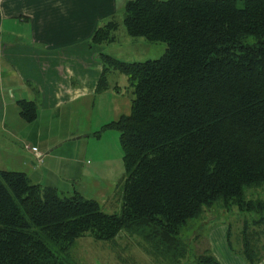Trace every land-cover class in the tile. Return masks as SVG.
<instances>
[{
	"label": "trees",
	"instance_id": "obj_1",
	"mask_svg": "<svg viewBox=\"0 0 264 264\" xmlns=\"http://www.w3.org/2000/svg\"><path fill=\"white\" fill-rule=\"evenodd\" d=\"M123 6L129 37L166 48L144 62L98 53L95 89L109 86L113 70L125 74L133 95L130 112L92 133H119L120 212L0 168V264H65L51 246L66 250L86 233L111 241L118 231L142 235L160 258L179 259L186 249L180 229L213 205L258 212L252 221L264 223V200L247 196L250 187H264V0H129ZM117 24L111 19L96 27L89 44L112 41ZM34 103L17 102L27 121L36 115ZM241 229L238 254L255 264L264 245L246 220ZM218 260L204 252L195 264Z\"/></svg>",
	"mask_w": 264,
	"mask_h": 264
},
{
	"label": "crops",
	"instance_id": "obj_2",
	"mask_svg": "<svg viewBox=\"0 0 264 264\" xmlns=\"http://www.w3.org/2000/svg\"><path fill=\"white\" fill-rule=\"evenodd\" d=\"M127 1L0 0L1 164L24 171L32 183L53 185L64 193L76 190L99 201L109 192L111 168L103 164L100 169L94 149L86 144L88 116L97 98L109 96V103L103 101L110 105L109 120L126 113L128 101H121L117 85L95 89L102 71L96 53L111 42H89L96 27L111 19L122 22ZM20 99L35 102L31 121L21 116ZM87 158L92 159L88 164ZM212 255L221 264H244L232 255ZM255 264H264V257Z\"/></svg>",
	"mask_w": 264,
	"mask_h": 264
},
{
	"label": "rangeland",
	"instance_id": "obj_3",
	"mask_svg": "<svg viewBox=\"0 0 264 264\" xmlns=\"http://www.w3.org/2000/svg\"><path fill=\"white\" fill-rule=\"evenodd\" d=\"M122 12L119 18L122 17ZM113 34L114 37L105 51L96 53L95 57L100 63L101 59L98 57L100 52L101 54H108L117 60L144 62L147 59L155 60L160 57L166 48L164 42L151 43L138 37L129 38L123 29L121 21ZM106 81L111 87L113 85L119 87L118 94L122 97L121 101H128L126 108H124L125 105L121 106L124 108L123 112H130L129 102L132 100L133 95L125 74L112 70L106 75ZM103 101H108L109 103V96L102 99V101L97 98V101L91 107V113L88 116L91 132L86 144L87 147L94 149V156L99 162V168L102 169V165L105 164V166L107 165V167L111 168L113 173L109 179L112 184L111 189L103 198L99 197L97 202L101 209L107 213H112L120 212L122 196L119 186L124 170L122 167L121 147L118 142V131L115 128L100 130L98 139L92 135V132L100 128L101 123H106L110 119V113H108L110 112V105ZM17 144L13 148L17 149L19 147ZM8 150L13 151L12 148ZM34 152L36 156H41V152L38 149L34 150ZM105 158H109V161H106ZM87 159L88 161L85 160L86 164L92 161V159ZM0 168L9 170L11 166L0 163ZM63 194L68 193L63 192ZM86 195L88 194L86 193L83 196ZM247 196L264 200V187H250V189H247ZM261 215H264V210H262ZM258 216V212L251 211L247 213L246 211H238L233 206L223 209L213 205L210 209L203 210L200 217L188 219L187 224L180 229L179 237L185 244L186 249L179 259L174 260L173 256L170 260L168 258H160L158 254L152 251L153 249L150 250L149 246L145 244L142 235L126 231H118L111 241L101 239L99 241L93 235L86 233L84 236L75 238L70 245L68 244L65 248L66 250L61 251L56 248L57 246L51 247L57 251L58 258L65 264H195L199 255L204 252L212 254V251L220 252L226 255L227 258L228 255H232L235 260L242 261L245 264L246 261L243 256L238 254V250L241 247V227L246 220L247 229L251 232L253 230L257 232L255 239L262 247L264 245V223L252 221L253 217L257 218ZM226 238L231 242V246L226 242Z\"/></svg>",
	"mask_w": 264,
	"mask_h": 264
},
{
	"label": "built area",
	"instance_id": "obj_4",
	"mask_svg": "<svg viewBox=\"0 0 264 264\" xmlns=\"http://www.w3.org/2000/svg\"><path fill=\"white\" fill-rule=\"evenodd\" d=\"M31 149H32V150H33V149H34V150H37L35 146L31 147ZM38 157H39V156H38Z\"/></svg>",
	"mask_w": 264,
	"mask_h": 264
}]
</instances>
